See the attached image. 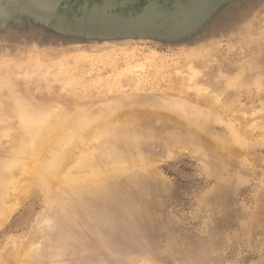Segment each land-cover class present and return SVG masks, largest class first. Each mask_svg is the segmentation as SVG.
I'll return each mask as SVG.
<instances>
[{
  "label": "rangeland",
  "instance_id": "1",
  "mask_svg": "<svg viewBox=\"0 0 264 264\" xmlns=\"http://www.w3.org/2000/svg\"><path fill=\"white\" fill-rule=\"evenodd\" d=\"M43 1L38 27L0 17V171L23 186L19 107L121 110L64 127L56 176L0 216V264H264V0Z\"/></svg>",
  "mask_w": 264,
  "mask_h": 264
},
{
  "label": "bare ground",
  "instance_id": "2",
  "mask_svg": "<svg viewBox=\"0 0 264 264\" xmlns=\"http://www.w3.org/2000/svg\"><path fill=\"white\" fill-rule=\"evenodd\" d=\"M172 82L174 83V81ZM209 103L213 105V103H211L208 100V104ZM17 107H19V105ZM19 109H21V112L17 116V118L19 119H18V124L16 122L15 126L18 125L17 134L19 138L22 137V139H24V141L26 140L27 142L26 144L29 148V156H28L27 162L29 164L27 163V167H23L22 172L24 173L26 179L24 183L22 184L23 186L21 187L19 186V183L16 184L17 175L13 173V171L12 172H10L9 170L7 172L0 171V216L1 218L3 217L2 214L3 215L6 214L12 208V206L17 203V199H19L18 196H20V194L23 191H27V189L35 185L39 186L40 182L44 180L48 181L50 178H53V176H56L54 175V173H52L54 170L52 167L55 165L54 158L56 157L58 153H61L59 152V150L66 143V141H68V139L65 137L67 135L63 134L64 127L68 126L69 124H72V127H75L77 129V133H79L78 136L81 135L82 132L88 131L86 128L89 129L92 127L90 129L91 132L94 130L96 131L97 128H101V127L106 129L107 127H110L113 124V122L111 121L109 122V120H111V118L113 117H116L117 114L121 110L120 107H112L110 105H107L106 108H104L102 111H98V110L91 111L90 110L86 115L83 116V118H78V117L74 118L70 116V113L67 114L68 112L67 113L65 112L67 108L65 110H62L67 115H65L64 112L63 113L58 112V111L51 112L50 109L48 108L41 109L42 111L46 110L48 112L41 111L42 113H39V114H35L32 110H29L27 108L26 110H23V108L19 107ZM76 111L77 110H75L74 112L72 111V112L75 113ZM134 114H136V112ZM98 121H101V123H97ZM94 124H98V125H94ZM19 147H20L19 149L14 147V152L10 154L9 158L7 157V161H9V163L7 162L8 165L7 163L6 165L8 167L11 165V167H9L10 170L12 166L14 165V162H16V160L21 154L22 149H21V146ZM67 152L66 154L68 155L71 153V151L68 153ZM17 163L15 164L17 165ZM20 164H22V162ZM60 164L61 163H58L59 166ZM7 166H6V169L8 168ZM21 169L19 168V170ZM51 173L53 174L52 176H51ZM70 175L71 174L64 175V177L62 178L66 180H71L73 179L72 177L73 174L71 176Z\"/></svg>",
  "mask_w": 264,
  "mask_h": 264
},
{
  "label": "water",
  "instance_id": "3",
  "mask_svg": "<svg viewBox=\"0 0 264 264\" xmlns=\"http://www.w3.org/2000/svg\"><path fill=\"white\" fill-rule=\"evenodd\" d=\"M21 1L28 2L27 10L24 13L19 9ZM44 5L46 4L43 0H0V17L2 15H7L3 20V24L5 23L6 24L12 23L13 25L21 24L22 20L26 18L24 22L26 21L30 25L34 27H38V25L42 22L44 17H46V14H48V9H45ZM9 7H11L12 9V13L5 12L6 9ZM184 18H182V16L179 17L174 16L173 18H171L170 29L175 28L176 29L175 32L179 31L178 27H180V24L186 21V19Z\"/></svg>",
  "mask_w": 264,
  "mask_h": 264
},
{
  "label": "flooded vegetation",
  "instance_id": "4",
  "mask_svg": "<svg viewBox=\"0 0 264 264\" xmlns=\"http://www.w3.org/2000/svg\"><path fill=\"white\" fill-rule=\"evenodd\" d=\"M177 5H180V4H177ZM184 7H185V6H184ZM184 7H183V8H184Z\"/></svg>",
  "mask_w": 264,
  "mask_h": 264
}]
</instances>
